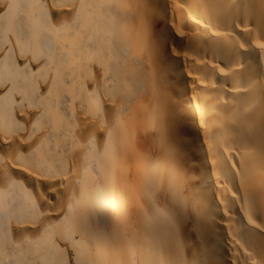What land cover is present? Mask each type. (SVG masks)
Segmentation results:
<instances>
[{
    "label": "bare ground",
    "instance_id": "bare-ground-1",
    "mask_svg": "<svg viewBox=\"0 0 264 264\" xmlns=\"http://www.w3.org/2000/svg\"><path fill=\"white\" fill-rule=\"evenodd\" d=\"M0 264H264V0H0Z\"/></svg>",
    "mask_w": 264,
    "mask_h": 264
},
{
    "label": "snow or ice",
    "instance_id": "snow-or-ice-1",
    "mask_svg": "<svg viewBox=\"0 0 264 264\" xmlns=\"http://www.w3.org/2000/svg\"><path fill=\"white\" fill-rule=\"evenodd\" d=\"M93 134H94L93 126H91V125L86 126L81 132L82 138L86 139V140L88 139V137L90 135H93ZM134 173H135V163L134 162H130L129 163V175L130 176L134 175Z\"/></svg>",
    "mask_w": 264,
    "mask_h": 264
}]
</instances>
